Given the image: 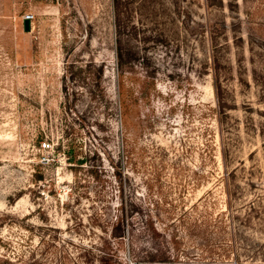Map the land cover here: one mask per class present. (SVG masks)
Wrapping results in <instances>:
<instances>
[{
  "label": "rangeland",
  "instance_id": "obj_1",
  "mask_svg": "<svg viewBox=\"0 0 264 264\" xmlns=\"http://www.w3.org/2000/svg\"><path fill=\"white\" fill-rule=\"evenodd\" d=\"M0 264H264V0H0Z\"/></svg>",
  "mask_w": 264,
  "mask_h": 264
},
{
  "label": "water",
  "instance_id": "obj_2",
  "mask_svg": "<svg viewBox=\"0 0 264 264\" xmlns=\"http://www.w3.org/2000/svg\"><path fill=\"white\" fill-rule=\"evenodd\" d=\"M21 26H22L23 30H25V31L29 30V27H30L29 19L26 17H23L21 19Z\"/></svg>",
  "mask_w": 264,
  "mask_h": 264
},
{
  "label": "built area",
  "instance_id": "obj_3",
  "mask_svg": "<svg viewBox=\"0 0 264 264\" xmlns=\"http://www.w3.org/2000/svg\"><path fill=\"white\" fill-rule=\"evenodd\" d=\"M23 17H26V18H30V15L29 14H25ZM22 17V18H23ZM39 145H40V147H42V148H47V147H49L50 145H49V142L48 141H46V140H41L40 142H39Z\"/></svg>",
  "mask_w": 264,
  "mask_h": 264
},
{
  "label": "trees",
  "instance_id": "obj_4",
  "mask_svg": "<svg viewBox=\"0 0 264 264\" xmlns=\"http://www.w3.org/2000/svg\"><path fill=\"white\" fill-rule=\"evenodd\" d=\"M117 95L119 96V92L117 91Z\"/></svg>",
  "mask_w": 264,
  "mask_h": 264
}]
</instances>
